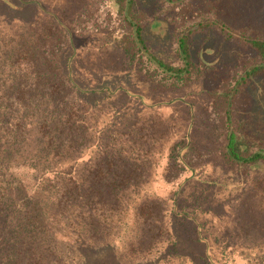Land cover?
I'll return each mask as SVG.
<instances>
[{
	"label": "trees",
	"instance_id": "16d2710c",
	"mask_svg": "<svg viewBox=\"0 0 264 264\" xmlns=\"http://www.w3.org/2000/svg\"><path fill=\"white\" fill-rule=\"evenodd\" d=\"M135 2L101 0L109 10L87 32L75 25L95 20L92 0H70L59 13L45 9L44 19L33 17L36 4L23 19L29 10L0 1V264H264V220L252 216L263 207L235 206L237 227L218 220L250 201L235 174L264 166V146L234 117L237 95L264 73V35L251 26L235 32L219 17L230 14L226 0H213L205 11L217 16L179 32L180 63L170 62L147 44L146 16ZM213 25L259 60L226 72L225 64L196 58L191 34L199 27L208 40ZM95 33L102 43L85 46V58L92 49L110 53L120 73L144 87L116 75L92 79L73 42ZM195 85L191 94L206 97L200 111L187 98ZM173 106L185 110L186 125L180 112L162 111ZM262 174L254 183L260 194ZM159 179L175 183V193L157 191ZM232 189L233 206H220ZM242 235L261 250L237 247Z\"/></svg>",
	"mask_w": 264,
	"mask_h": 264
},
{
	"label": "rangeland",
	"instance_id": "374dc122",
	"mask_svg": "<svg viewBox=\"0 0 264 264\" xmlns=\"http://www.w3.org/2000/svg\"><path fill=\"white\" fill-rule=\"evenodd\" d=\"M0 1L3 4L5 2V4L8 5L12 10L19 13L28 11V8L31 7V5L36 4L38 7L37 9H35V14L33 17H40L43 19L47 16L44 15L46 11L45 9L52 10L54 13H59V11L63 10L70 2V0H38L39 2H36V0ZM92 2L94 3L92 16L95 17V20L92 23L85 20L80 25L76 24L75 29L83 28L88 32L91 31V28L96 29L100 25H102V19H104V15L106 16L108 8L101 5V0H92ZM212 2L213 0H183V4L180 5L177 2H167L165 0H136L135 9H141L145 14L144 16H146V19L143 22V34L152 52L162 59L168 60L170 62L180 63L178 33L184 29L193 27L194 24L198 23L201 20H213L217 16L213 9L212 11H205V8L213 7ZM226 2V7L229 9L230 14H219V17L224 19L226 23L230 24L235 32H242V28H249L251 26L252 28H249L250 31L254 30L257 31L259 35H264V0H226ZM112 5L114 6L115 3H113ZM20 16L23 19H27L31 16V10L28 11V16ZM186 17L190 18L186 19ZM26 21L27 20H25V22ZM196 28L197 29L195 30V32L191 34V39L193 40V51L196 58H198L197 54H200L203 59L208 62L218 61L221 66L225 64V66L227 67L223 69L221 68V71L229 72L230 70H238L240 72L245 67L249 66L252 62L259 60L256 50L249 48V45L239 37L229 39L228 35L224 32L220 25H213L212 30L210 31L212 34L210 35V38L208 40L204 39L206 30H203L199 27ZM100 35L101 34L95 33L92 36H88L89 38H86L87 36L83 37V34H79L73 42V45H76L77 48L78 46H80L78 53H80L81 55L83 52V55L80 57H83V61L85 60V62L87 63L89 68L88 71L90 74H92V79L96 82V77L98 75H105L107 77L116 75L114 78L115 80H117V82H121L123 80L127 85L131 84L134 87L138 86V88L144 87V84L141 86V82H139L131 75L126 76L125 74L120 73L122 70V68H120V63H118L120 59L111 56L110 53L105 52L100 56L99 53H96V49H92L91 54L88 56V59L85 58V46L88 45L89 47L94 48L96 47V45L102 43L99 40ZM204 40H206V42L202 44ZM115 80L109 81L108 83H112L115 85ZM198 83L201 85V80L198 81ZM203 85L206 88L209 85L208 81L204 80ZM190 88V95H188L187 98L189 100L197 102V104H199L197 108L200 111L201 106L205 104L204 100L206 97L202 98V93L201 99L199 97H196V95L191 94V92L198 89L196 85ZM185 93H188V88L185 91L182 90L166 93L163 98L170 99L176 96H182ZM156 95L157 93L155 94V96ZM186 109L188 108L186 107ZM162 111L166 116L172 114L173 112H176L178 116L180 112V124L182 125L183 123L184 125H186V115L182 116V113H185V110H182L181 107H178L177 109L174 106L173 108L163 107ZM234 117L236 120H245L247 124L248 136H251L262 146H264V73L256 76V78H254V80L251 81V83L237 95ZM222 143L223 140L218 144L221 145ZM199 144L202 149L205 148V142H200ZM263 171L264 166H260L258 168H247L242 172H238L235 174L238 175L237 180H242L241 183L243 184L242 187L244 189V192L242 193H244L246 198H248L250 201L237 202V204L234 205L233 209H231L232 211H230V213H228L229 210L224 211V215L220 216V219H218L224 225H227L229 223L228 225L230 227L238 226L237 214L240 213V210L237 211L235 206H249V204L251 203L252 206H260L258 209H261V207H263L264 209V194H260L256 190L259 185L257 186L254 184L258 179L262 178ZM225 173L228 172L225 171ZM153 181L154 179L150 180V184H152ZM158 183L160 184L159 186ZM154 185L157 191L165 195L169 193H175V190L177 188V185L175 183L173 184L174 186L171 184L167 185L163 180L160 179L156 181ZM234 190L235 189L229 191V195H226L224 192L220 191L228 198V203H223L220 206H233V200L235 198L233 197ZM161 203H166V201ZM155 205L159 206L158 204ZM207 205L214 206V202L212 204L207 203ZM241 210L243 211V209ZM246 214L251 215L253 213L247 211ZM262 215H264L263 210L260 211L259 215L253 214L252 216L261 217L262 220H264V216ZM236 237L237 234L233 239H235ZM237 240H240L241 243L245 241V243L243 244H238L237 247H239L241 250L245 248V252L247 254L252 253L251 246L255 247L258 250H261L262 248V246L254 244L249 236H245L243 238L242 235ZM256 240L262 239L260 236H258Z\"/></svg>",
	"mask_w": 264,
	"mask_h": 264
}]
</instances>
